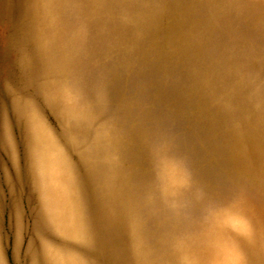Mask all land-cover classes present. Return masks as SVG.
Listing matches in <instances>:
<instances>
[{
    "label": "snow or ice",
    "instance_id": "obj_1",
    "mask_svg": "<svg viewBox=\"0 0 264 264\" xmlns=\"http://www.w3.org/2000/svg\"><path fill=\"white\" fill-rule=\"evenodd\" d=\"M154 3L34 0L45 13L42 34L20 45L24 86L15 91L22 100L47 95L66 111V136L100 178L112 264H207L222 222L232 226L231 264H264V142L258 181L250 138L257 96L264 117V0H226L230 10L216 23L218 44L231 55L201 80L227 133L214 146L185 142L154 119L141 102V81L114 91L144 31L138 9ZM78 243L79 264H91L97 238L85 228Z\"/></svg>",
    "mask_w": 264,
    "mask_h": 264
},
{
    "label": "rangeland",
    "instance_id": "obj_2",
    "mask_svg": "<svg viewBox=\"0 0 264 264\" xmlns=\"http://www.w3.org/2000/svg\"><path fill=\"white\" fill-rule=\"evenodd\" d=\"M145 2L156 3L138 9L144 31L133 42L129 69L114 91L121 93L127 81L139 80L146 110L172 124L181 140L213 146L226 142L201 80L231 55L219 46L215 31L230 6L226 0ZM44 15L34 0H0V264H79L73 249L80 246L85 228L97 238L91 264H112L113 239L105 230L100 178L66 136V111L47 95L33 93L22 100L15 91L24 86L20 45L30 35L40 38ZM253 55L259 62L258 37ZM253 103L250 138L259 181L264 117L258 96ZM235 227L243 230L244 225ZM231 231L222 222L213 233L209 243L216 255L207 264H231Z\"/></svg>",
    "mask_w": 264,
    "mask_h": 264
},
{
    "label": "clouds",
    "instance_id": "obj_3",
    "mask_svg": "<svg viewBox=\"0 0 264 264\" xmlns=\"http://www.w3.org/2000/svg\"><path fill=\"white\" fill-rule=\"evenodd\" d=\"M237 259H241L242 260V258H237Z\"/></svg>",
    "mask_w": 264,
    "mask_h": 264
}]
</instances>
